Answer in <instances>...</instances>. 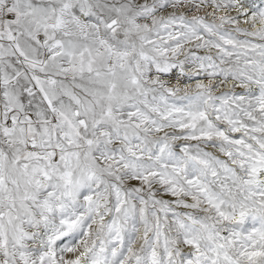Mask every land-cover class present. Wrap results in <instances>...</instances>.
Returning <instances> with one entry per match:
<instances>
[{
    "label": "snow or ice",
    "instance_id": "obj_1",
    "mask_svg": "<svg viewBox=\"0 0 264 264\" xmlns=\"http://www.w3.org/2000/svg\"><path fill=\"white\" fill-rule=\"evenodd\" d=\"M0 264H264V0H0Z\"/></svg>",
    "mask_w": 264,
    "mask_h": 264
}]
</instances>
